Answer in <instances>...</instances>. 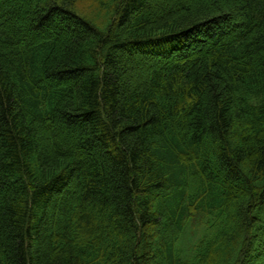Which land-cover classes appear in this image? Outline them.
I'll return each instance as SVG.
<instances>
[{
    "label": "trees",
    "instance_id": "trees-1",
    "mask_svg": "<svg viewBox=\"0 0 264 264\" xmlns=\"http://www.w3.org/2000/svg\"><path fill=\"white\" fill-rule=\"evenodd\" d=\"M0 264H264V0H0Z\"/></svg>",
    "mask_w": 264,
    "mask_h": 264
}]
</instances>
